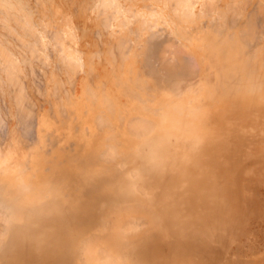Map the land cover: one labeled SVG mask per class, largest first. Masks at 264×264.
Segmentation results:
<instances>
[{
	"label": "rangeland",
	"instance_id": "374dc122",
	"mask_svg": "<svg viewBox=\"0 0 264 264\" xmlns=\"http://www.w3.org/2000/svg\"><path fill=\"white\" fill-rule=\"evenodd\" d=\"M11 1L31 22L0 7V178L30 180L55 166L61 177L71 164L84 170L76 160L89 153L105 172L84 186L61 184L60 195L44 189L23 209L25 223L1 216L0 264H32L6 253L37 241L60 264H264V0H194L186 47L161 20L150 28L139 16L169 0H115L119 10L106 0ZM164 10L178 21L179 12ZM252 27L263 49L254 53L243 35ZM245 59L262 84L254 92L250 82L243 89L245 72L230 88L223 80L221 65ZM136 118L148 124L132 129ZM6 197L0 190V202ZM88 246L98 253L85 255Z\"/></svg>",
	"mask_w": 264,
	"mask_h": 264
},
{
	"label": "bare ground",
	"instance_id": "6f19581e",
	"mask_svg": "<svg viewBox=\"0 0 264 264\" xmlns=\"http://www.w3.org/2000/svg\"><path fill=\"white\" fill-rule=\"evenodd\" d=\"M104 1V0H103ZM148 1V0H147ZM160 1V0H159ZM196 1H198V0H196ZM211 1V0H210ZM260 1V0H259ZM18 2V1H17ZM108 2V3H107ZM154 1H152L151 3H153ZM175 2L177 3V5H179V6H177V5H175ZM194 0H169V2L167 1H165V3H163L164 4V7L165 8H167L168 10L167 11H169V8H170V10L172 9L173 11V14H174V12L176 11L175 9V6H177V11H176V15L178 14V12H179V14L180 15H177V18L179 17V19H178V21H175V15H173V17L171 16V15H168V14H165V12H166V10H164V9H162L161 7H160V9H159V7H158V5H152L151 3H149V4H151V6H149L148 7V13H145V12H143V14H142V11H143V9H141L140 7H138L139 9H141V11H139V10H137V11H139L140 12V17H141V19H143V17L142 16H144V23H147V24H150V28L152 27V26H157L160 22V20L162 21V26H164L165 25V29H168V30H165L166 32H168V34L170 35V36H172L173 35V38L174 39H176L177 41H179L182 45H184L185 47H186V44H184V43H187V42H191L192 43V40H194L195 38V35H192L193 33L192 32H190V31H188L187 30V28H189V26H191L192 25V28H194L193 27V25H195L196 23H197V13H195V7H194V5L196 6V4H197V2H195V4H194ZM13 3H15L14 1L12 2L11 0H0V7L2 6V8H1V10H4V8H6L7 10H13V11H19L18 9H16L15 8V6H14V4ZM104 3H107V5L106 4H104V5H106L107 7H108V10H109V8H117L118 10H119V8L118 7H120V6H117L116 5V1L115 0H106V1H104ZM155 3V2H154ZM153 3V4H154ZM160 3V2H159ZM199 3H201V2H198V4ZM203 3V2H202ZM28 4V3H27ZM102 4V3H101ZM117 4H119V2L117 3ZM155 4H157V3H155ZM16 5V4H15ZM22 4H20V2H18V5L17 6H19L20 7V11L19 12H21V14H23V16H21L22 17V19H21V21H20V18H19V21L20 22H22L21 24H23V26L24 27H26V25L27 24H30L29 22H28V20L27 19H29V21L31 22V18H30V15H29V13H26V12H24V10H23V8H22V6H21ZM175 5V6H174ZM102 6V5H101ZM100 6V7H101ZM130 6V5H129ZM200 6H201V4H200ZM204 6V5H203ZM169 7V8H168ZM206 7V6H205ZM130 8H131V6H130ZM5 9V10H6ZM146 9V8H145ZM220 9V8H219ZM234 9V8H233ZM4 10V11H5ZM113 10V9H112ZM124 10V9H123ZM123 10H120V12L122 11L123 12ZM133 10V9H132ZM132 10H130V11H132ZM175 10V11H174ZM201 10V9H200ZM200 10H198V11H200ZM16 11V12H17ZM58 11V10H57ZM117 11V10H116ZM144 11H146V10H144ZM243 11H244V9H243ZM23 12V13H22ZM119 11L118 12H116V14L118 13H120ZM128 12H129V10H128ZM133 12V11H132ZM135 12V11H134ZM171 12V11H170ZM172 12H171V14H172ZM181 12V13H180ZM251 12V11H250ZM58 13V12H57ZM168 13V12H167ZM206 13V12H205ZM239 13V12H238ZM249 13V12H248ZM7 14V13H6ZM134 14V13H133ZM183 14V15H182ZM239 14H241V12L239 13ZM260 14V13H259ZM19 15V14H18ZM104 15V14H103ZM122 15V14H121ZM134 15H136V14H134ZM137 15V16H138ZM238 15V14H237ZM262 15H263V13H262ZM52 16V15H51ZM55 16V15H54ZM132 16V15H131ZM17 17V16H16ZM24 17V18H23ZM263 17V16H262ZM52 18V17H51ZM54 18V17H53ZM176 18V19H177ZM181 18V19H180ZM1 19H2V17H1ZM10 19V18H9ZM68 19V18H67ZM139 19V18H138ZM18 20V19H17ZM56 20V19H55ZM159 20V21H158ZM264 20V19H263ZM19 21H18V23H19ZM57 21V20H56ZM9 22V21H8ZM12 22V21H11ZM15 22V21H14ZM187 22H192L187 28H185V27H183L184 25L183 24H186ZM48 23V22H47ZM59 23V22H58ZM111 23V22H110ZM264 23V22H263ZM14 24H16V23H14ZM46 24V23H45ZM51 24V23H50ZM141 24V23H140ZM19 25V24H18ZM183 25V26H182ZM246 25V24H245ZM47 26V25H46ZM145 26V25H144ZM162 26H160V27H162ZM196 26H198V25H196ZM33 27V26H32ZM22 28V27H21ZM191 28V27H190ZM189 28V29H190ZM241 28V27H240ZM242 28H244V27H242ZM24 29H26V28H24ZM67 29V28H66ZM111 29V28H110ZM196 29H198V28H196ZM259 29V28H258ZM261 29H262V27H261ZM156 30H157V28H156ZM200 30V29H199ZM62 32V31H61ZM69 32V31H68ZM140 32V31H139ZM159 33V32H158ZM164 33V32H163ZM32 34V33H31ZM201 34V33H200ZM261 33H257V29H254L253 27L252 28H250V32H247V31H244L243 32V35H245V37L246 38H248V40L251 42V43H253V45L256 43V42H258L259 41V38H258V36L260 35ZM33 35V34H32ZM236 35V34H235ZM35 36H36V34H35ZM59 36V35H58ZM145 36V35H144ZM194 36V37H193ZM261 36V35H260ZM66 37V36H65ZM115 37V36H114ZM197 37H198V35H197ZM263 37V36H262ZM4 39V38H3ZM41 39V38H40ZM45 39V38H44ZM117 39V38H116ZM197 39V38H196ZM200 40V39H199ZM204 40V39H203ZM240 40V39H239ZM46 41V40H45ZM157 41V40H156ZM155 41V42H156ZM159 41V40H158ZM186 41V42H185ZM236 41H237V39H236ZM133 43V42H132ZM194 43V42H193ZM242 43V42H241ZM263 43V42H262ZM134 44V43H133ZM157 44V43H156ZM243 44V43H242ZM34 45V44H33ZM73 45V44H72ZM154 45H155V43H154ZM163 45V44H162ZM165 45V44H164ZM168 45V44H167ZM173 45V44H172ZM191 45V44H190ZM264 45V44H263ZM262 44H261V46H263ZM11 46V45H10ZM70 46V45H69ZM180 46V45H179ZM240 46V44H238V47ZM17 47V46H16ZM31 47V46H30ZM152 47V46H151ZM192 47V46H191ZM163 48V47H162ZM167 48V47H166ZM172 48V47H171ZM173 48H175V47H173ZM196 48V47H195ZM243 49H244V47H242ZM70 49V48H69ZM154 49V48H153ZM194 49V48H193ZM192 49V50H193ZM262 48H256L255 47V45H254V49L251 51L252 53H254V52H256V51H260ZM171 50V49H170ZM190 50V49H189ZM263 50V49H262ZM64 51V50H63ZM151 51V50H150ZM153 51V50H152ZM180 51V50H179ZM240 51V50H239ZM245 50H243L242 52H244ZM176 52V51H175ZM183 52H184V50H183ZM241 52V51H240ZM3 53V52H2ZM1 53V54H2ZM151 53V52H150ZM162 53H163V51H162ZM162 53H161V55H162ZM193 53V52H192ZM166 54V53H165ZM177 54H179V52L177 53ZM242 54V53H241ZM260 54H261V52H260ZM167 55V54H166ZM172 55V54H171ZM171 55H170V57H171ZM182 55H183V53H182ZM250 54H248V55H246V56H249ZM258 55V54H257ZM1 56V55H0ZM163 56V55H162ZM185 56V55H184ZM189 56V55H188ZM193 56V55H192ZM174 57V56H173ZM190 57V56H189ZM189 57H188V59H189ZM194 57V56H193ZM259 57V56H258ZM4 58H5V56H4ZM70 58V57H69ZM74 58V57H73ZM172 58V57H171ZM207 58V57H206ZM257 58V57H256ZM260 58V57H259ZM75 59V58H74ZM161 59H163V58H161ZM172 59H174V58H172ZM172 59H170V60H172ZM195 59V58H194ZM247 59V58H246ZM244 60V61H246V63L244 62L243 63V61H242V63H243V66L246 64V66H242L241 64L237 67V66H232L233 64H231V65H225V66H223V65H221V70H223V73H222V75H223V80L227 83V85H228V87L230 88V86L231 85H233V82H235V84L236 83H238L239 81H238V79L237 78H234V77H236V76H238L239 78H240V75L238 74L239 72H245V74L247 73L248 75H249V79H251V80H249V81H244V79H243V81L240 79V81H241V83L243 84V89H245L244 88V86H245V83H247V82H250V84H248V85H252L254 88L253 89H250V88H247V89H245V90H247V91H250V92H252V90H253V92H254V89L256 90V88L257 89H260V87H261V83H259L258 82V79H257V76L255 75L256 74V69H257V67L251 62V61H249V59L248 60ZM250 59H251V55H250ZM262 59L263 58H261V59H258V60H261L262 61ZM191 60H193V59H191ZM190 60V61H191ZM196 60V59H195ZM74 61V60H73ZM169 61V60H168ZM172 61H174V60H172ZM178 61V60H177ZM181 61V60H180ZM194 61V60H193ZM7 62V61H6ZM11 62V61H10ZM188 62H189V60H188ZM210 62V61H209ZM169 63H171L172 64V62H170L169 61ZM179 63V62H178ZM181 63V62H180ZM180 63H179V66H180ZM186 63V61H184V64ZM81 64V63H80ZM171 64H169V66L171 65ZM174 64V63H173ZM172 64V65H173ZM190 64V63H189ZM182 65V64H181ZM190 65H192V62H191V64ZM258 65V64H257ZM186 66V65H185ZM189 68H190V66H188ZM187 67V68H188ZM216 67V66H215ZM220 67V66H219ZM246 67V69L244 70V68ZM176 68V67H175ZM180 68V67H179ZM16 69V68H15ZM167 70H170V69H167ZM220 70V71H221ZM255 70V71H254ZM161 72V71H160ZM162 75V74H161ZM243 76V75H242ZM247 77V76H246ZM264 77V76H263ZM243 78V77H242ZM261 78V77H260ZM208 83V82H207ZM258 84H259V86H258ZM226 87V86H225ZM264 87V86H263ZM242 89V88H241ZM240 90V89H239ZM244 90V91H245ZM235 91V90H234ZM212 92H214V91H212ZM236 92V91H235ZM258 92V91H257ZM215 93V92H214ZM220 93V92H219ZM229 94V93H228ZM103 95V94H102ZM104 97V96H103ZM104 100H108V99H106V97L104 98ZM111 104L112 103H108L107 102V106H111ZM164 108H167V109H164L163 110V114H164V125L166 126V127H168V129H171V132L170 133H172L173 131H172V127H175L176 125H174V126H172L173 124L172 123H174V122H176V121H174V119H173V117L171 116V115H174L172 112H168V109H169V106H165ZM109 110V109H108ZM188 116V115H187ZM97 117H99V116H97ZM100 119V118H99ZM97 122V121H96ZM105 122V121H104ZM103 122V123H104ZM100 123V122H99ZM98 123V124H99ZM103 123H102V126H104V125H106V124H104L103 125ZM144 124H148V123H145L144 122V120H142V118L140 119V118H136V119H134V122H132L131 123V125H130V127L132 128V127H134V128H138V130L140 129V130H142V126H144ZM149 126V125H148ZM152 126V125H151ZM141 127V128H140ZM154 127V126H153ZM178 127H179V125H178ZM149 128H151V127H149ZM179 128H181V127H179ZM133 129V128H132ZM146 129V128H145ZM177 130H178V128H177ZM181 130H185L186 132H187V129H185L184 127L183 128H181ZM134 131V130H133ZM137 131V130H136ZM173 133H175V132H173ZM98 145V144H97ZM96 145V146H97ZM110 148V150H111V147H108V149ZM113 148H115V147H113ZM115 150V149H114ZM105 151H107V150H105ZM111 153V152H110ZM113 153V152H112ZM111 155H113V154H111ZM101 156V155H100ZM49 157V156H48ZM47 157V158H48ZM80 158V157H79ZM84 158V159H83ZM82 159L83 160H76V161H78L77 163H80L81 164V168H85L84 170H78L77 168H73V167H78L77 165H72L71 164V169H70V172H69V170H67V167L65 168H63V170L61 171V175H63V176H61L60 177V175H58V172H59V169L57 168V166H55L54 167V169H52V170H50V173L49 174H47V175H44V174H42V172H41V170H36V169H34V172H35V174H36V176L35 177H33L32 179H30V180H27V179H23L22 178V180H20V179H16V177H8L7 178V176H6V178H0V190H3V192L4 191H7L8 192V195H9V197H6V199L5 200H2L1 202H0V211L2 212H0V218H2L3 219V221H5V220H7V221H10V223H11V221L12 222H15V220L17 221L18 219H20L22 216H23V209L26 207V206H30V205H33V204H37V203H40L45 197H46V191L44 190V189H46V188H49V187H51V188H55L56 190V195H60V191H59V189L62 187V186H60L61 184H68L67 186H69V187H71L72 186V183L73 182H75V183H77V185H85L90 179L89 178H91L92 177V175H95L96 173H98V174H100V175H102V173H104L105 171H102L101 169V167H99V163H98V160H97V158L95 157V156H93V155H91L90 153L89 154H85V156L83 157ZM104 158V157H103ZM46 159V158H45ZM109 159V158H108ZM98 166V167H97ZM38 168V167H37ZM75 171V172H74ZM77 172V173H76ZM3 174V173H2ZM80 174H82L83 176H85V179L83 180H81L80 178H74L73 179V177H78ZM9 176V175H8ZM62 177H64L63 179H62ZM79 177H81V176H79ZM70 178V179H69ZM70 182V183H67V182ZM102 183L103 184H105V181H102ZM161 185H163V190L164 189H166V188H168V189H171V187H170V185H171V183L169 182L168 183V185H164V184H161ZM40 186V187H39ZM173 191V190H172ZM2 192V191H1ZM16 197H18V198H24V199H20V200H13V198H16ZM169 199V198H168ZM37 206H39V205H37ZM174 207H175V205H174ZM41 209L39 208V207H37V209H36V213L38 214V212H40V214H42V210L40 211ZM127 211V210H126ZM167 211H169L168 209H167ZM129 212V211H128ZM171 212V211H170ZM5 215V216H4ZM115 215V214H114ZM153 215V214H152ZM2 216V217H1ZM116 216V215H115ZM6 217V218H5ZM120 217V216H119ZM4 218H5V220H4ZM118 219V218H117ZM120 219V218H119ZM125 219V218H124ZM152 221L153 220H155V219H151ZM115 221V220H114ZM121 221H122V219H121ZM137 221V220H136ZM124 222V221H123ZM118 223H121V222H119L118 221ZM116 224H117V221H116ZM122 224V223H121ZM129 225V224H128ZM130 226V225H129ZM136 226V225H135ZM133 229V228H132ZM80 230V229H79ZM118 230H115V232H117ZM131 231V230H130ZM76 232V231H75ZM119 232H121V231H118L117 233H119ZM127 232V231H126ZM71 233V232H70ZM130 233V232H129ZM135 233V232H134ZM69 234V233H68ZM119 234H121V233H119ZM135 235V234H134ZM72 236V235H71ZM124 236V235H123ZM120 237V239L121 240H123L122 239V236H119ZM116 235L114 234V233H112L111 234V236H110V240H109V243H110V245H111V243H113V245H115V242H116V240L118 239V238H116ZM64 240V239H63ZM70 240H71V237H70ZM76 240H77V237H75V239H74V241H73V245H74V243L76 242ZM98 241V240H97ZM95 243V242H94ZM98 244V243H97ZM100 244V243H99ZM125 244V243H124ZM91 245V244H90ZM101 246H102V243H101ZM100 246V247H101ZM100 247H98V249L100 248ZM94 247H92V249H93ZM95 248H97V246L95 247ZM102 248V247H101ZM105 250V249H104ZM103 250V251H104ZM95 251H97V253H98V250L97 249H95ZM95 251H92L90 248H89V246H88V248L86 247L85 249H84V252H85V255H87V254H89V255H91V256H94V253H95ZM108 251V250H107ZM100 252H102V251H99V253ZM96 253V254H97ZM107 254V253H106ZM109 254V253H108ZM88 255V256H89ZM102 256V254L100 253L99 254V256ZM110 256V255H109ZM87 257V256H86ZM107 257V256H106ZM111 257V256H110ZM95 258V257H94ZM93 257H92V259H94ZM97 258V257H96ZM87 259V258H86ZM101 259V258H100ZM103 259V258H102ZM112 259V258H111ZM97 260V259H96ZM95 259L94 260H90L89 261V263H92V261H95L93 264H97L98 262H100L99 260H97L96 261ZM110 260V259H109ZM108 259H107V261H106V259H105V261H104V259H103V263L105 262V264H111V260L109 261ZM77 261V260H76ZM85 263V262H84ZM83 263V264H84ZM112 263H113V259H112ZM101 264V263H100ZM116 264V263H115ZM157 264H171L170 262H168V261H166L165 263H161V262H157Z\"/></svg>",
	"mask_w": 264,
	"mask_h": 264
},
{
	"label": "crops",
	"instance_id": "0c3cea01",
	"mask_svg": "<svg viewBox=\"0 0 264 264\" xmlns=\"http://www.w3.org/2000/svg\"><path fill=\"white\" fill-rule=\"evenodd\" d=\"M20 199H24V198L23 197L22 198H18V197L13 198V200H20ZM17 222L18 223H25L23 219H18ZM41 227H43V226L41 225ZM66 237L69 238V236H66ZM46 245L47 244H45V243L37 241V243L32 246L35 249H32V247L30 246L28 248V250H26V249L20 250L18 254H17V252H13L12 250L7 252L6 254H8L7 256H11L13 253H15V255L17 254L16 256L14 255V257L11 259V261H14V259H15V261L22 262V261H24V258H26L25 255H27V259H30L32 264H46V262H45L46 260L51 261L52 259L55 261V264L62 263L63 261L60 262V259L53 258V256H48L50 254H48L46 251ZM58 245H59V243H58ZM24 247L26 248V245H24ZM21 251H24L25 254ZM51 257H52V259H51Z\"/></svg>",
	"mask_w": 264,
	"mask_h": 264
}]
</instances>
